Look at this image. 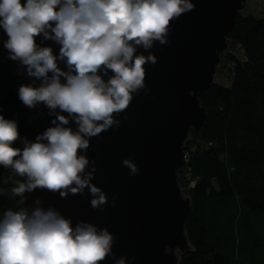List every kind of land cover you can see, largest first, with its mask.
I'll return each instance as SVG.
<instances>
[{
	"label": "clouds",
	"instance_id": "9594fccd",
	"mask_svg": "<svg viewBox=\"0 0 264 264\" xmlns=\"http://www.w3.org/2000/svg\"><path fill=\"white\" fill-rule=\"evenodd\" d=\"M192 10L191 0H0L9 59L41 81L39 87L21 85L19 100L29 109L43 103L50 114L57 109L67 114H56L53 126L34 142L22 140V149L13 147L21 139L16 122L0 115V166L24 178L11 189L13 196L24 202V194L36 189L62 198L88 189L91 207L102 210L107 197L91 183L96 169L81 153L90 138L118 127L114 115L126 111L133 94L145 89L144 66L157 61L137 50L167 44L171 21ZM41 35L59 44L58 56L37 45ZM69 117L75 130L68 127ZM122 165L130 175L138 173L132 160ZM114 243L107 229L83 221L73 227L52 208L37 206L31 214L27 208L9 210L0 219V264H102L113 255ZM115 264H126V257Z\"/></svg>",
	"mask_w": 264,
	"mask_h": 264
},
{
	"label": "water",
	"instance_id": "95a60500",
	"mask_svg": "<svg viewBox=\"0 0 264 264\" xmlns=\"http://www.w3.org/2000/svg\"><path fill=\"white\" fill-rule=\"evenodd\" d=\"M247 1L191 0L194 10L171 21L167 44L154 42L148 51L137 50V54L154 55L157 61L144 66L145 89L133 94L126 111L114 115L119 126L90 138V147L81 153L96 169L91 183L107 197L102 210L91 207L93 197L88 189L83 195L69 194L64 198L43 189L26 192L24 202L23 197L20 199L21 210L27 208L31 214L37 206L45 211L52 208L70 219L73 227L83 221L107 229L115 243L113 255L102 264H115L121 257H126V264H180L182 256L194 252L185 230V222L192 213V199L179 184L184 165L183 145L189 131L198 132L206 120L200 94L212 85L227 49V35ZM0 39L9 58L4 48L8 37L2 28ZM35 40L41 47L52 48L53 55H59V44L44 40L42 35ZM57 63L67 71L65 62ZM12 69L18 89L21 85L40 86L41 81L29 77L19 61L12 60ZM103 78L106 81L108 76ZM23 113L27 130L22 140L31 142L53 126L51 121L56 114L67 116L58 109L50 114L43 103L32 109L24 105ZM69 120L68 127L75 130L71 117ZM125 159L135 163L136 175H130V170L122 165ZM18 180L23 182L24 178L16 175Z\"/></svg>",
	"mask_w": 264,
	"mask_h": 264
},
{
	"label": "trees",
	"instance_id": "16d2710c",
	"mask_svg": "<svg viewBox=\"0 0 264 264\" xmlns=\"http://www.w3.org/2000/svg\"><path fill=\"white\" fill-rule=\"evenodd\" d=\"M227 40L229 48H241L244 61L222 55L230 86L212 84L200 94L207 117L183 145L187 162L179 184L192 199L185 230L194 252L180 264H264V21L238 13ZM0 58V115L16 122L21 139L13 147L19 148L27 121L1 39ZM16 182L13 171L0 166V219L21 210V197L11 193Z\"/></svg>",
	"mask_w": 264,
	"mask_h": 264
},
{
	"label": "rangeland",
	"instance_id": "374dc122",
	"mask_svg": "<svg viewBox=\"0 0 264 264\" xmlns=\"http://www.w3.org/2000/svg\"><path fill=\"white\" fill-rule=\"evenodd\" d=\"M239 15L241 17L251 16L257 20L264 21V0H248L245 3L244 8L239 12ZM229 47L230 45H227V49L223 53V56L232 53V55L234 54L235 57L238 58L237 60L243 62L244 57L241 48L238 45L235 46L232 45L231 48ZM222 62L223 61L221 60L216 68L212 84L221 86L223 88H228L230 86L232 72L229 71L227 66L224 65V62L223 63ZM3 66H4V62L0 58V71L2 70ZM185 154L186 153H184V155ZM190 187H191L190 183H188L187 188L189 189Z\"/></svg>",
	"mask_w": 264,
	"mask_h": 264
},
{
	"label": "built area",
	"instance_id": "2783aa9c",
	"mask_svg": "<svg viewBox=\"0 0 264 264\" xmlns=\"http://www.w3.org/2000/svg\"><path fill=\"white\" fill-rule=\"evenodd\" d=\"M186 162H187V154L184 155V163ZM193 184H194V181H191L190 186H193Z\"/></svg>",
	"mask_w": 264,
	"mask_h": 264
}]
</instances>
